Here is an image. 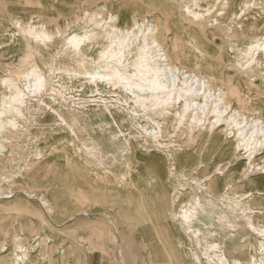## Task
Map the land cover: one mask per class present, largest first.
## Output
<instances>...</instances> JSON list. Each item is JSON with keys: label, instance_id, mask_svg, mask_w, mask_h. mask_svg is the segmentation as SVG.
Returning a JSON list of instances; mask_svg holds the SVG:
<instances>
[{"label": "bare ground", "instance_id": "bare-ground-1", "mask_svg": "<svg viewBox=\"0 0 264 264\" xmlns=\"http://www.w3.org/2000/svg\"><path fill=\"white\" fill-rule=\"evenodd\" d=\"M147 1L150 17L132 11L126 2L115 11L106 12L103 7L105 13H97L81 10L76 0H17L30 16L25 20L11 18L9 11L15 3L0 0L5 9L0 12V39L4 33L9 36L11 25L14 35L23 40V56L27 57L29 49L50 46L54 27L67 48L76 52L71 60L83 66L86 50L102 45L98 59L103 72L86 70V74H99V82L131 96L132 112L141 115V126L157 147H179V156L168 151L169 166L184 176L193 172L199 181H207L205 192L218 198L230 197L241 189V196L258 201L250 210L264 213V81L259 80L256 70L264 67V10L262 15L247 16L254 6L264 7L256 0H215L212 7L222 13L211 14L219 21L211 24L204 13L208 9L201 8L203 0H182L191 22L171 25L168 17L176 13L175 6ZM232 16L237 19L236 27L230 33L222 32ZM250 32L257 34L249 37ZM5 43L0 41V67L9 74L0 72L4 88L0 91V132L15 126L16 118L24 115L26 100L41 94L46 85L37 64L16 72L23 81L22 87L18 85L12 74L14 67L5 65L1 55ZM113 111L104 106L99 114L104 120L110 117L117 126L118 115ZM169 137L172 139L167 140ZM183 147L194 149L185 151ZM2 180H6L5 175H0ZM4 190L0 187V197L11 198ZM45 203L51 212L48 201ZM193 203L196 200L186 202L172 215L197 237L200 231L193 230V217L188 215ZM238 206L234 201L227 205L228 211L220 212V220L235 228V219L241 217L236 214L240 213L245 225L256 230L247 211ZM217 248L216 243L208 246L209 250ZM205 251L207 254V248ZM218 256L217 264L228 263L224 250H219ZM20 260L25 264L28 256L22 254ZM19 261L14 264H22Z\"/></svg>", "mask_w": 264, "mask_h": 264}, {"label": "rangeland", "instance_id": "rangeland-1", "mask_svg": "<svg viewBox=\"0 0 264 264\" xmlns=\"http://www.w3.org/2000/svg\"><path fill=\"white\" fill-rule=\"evenodd\" d=\"M9 1L15 3L12 5L13 11H9L11 18L27 20L30 17L20 9L17 0ZM76 1L81 10L88 12L115 11L120 3L126 2L134 12L149 17L152 14L147 0ZM160 1L175 6L176 13L168 17L171 25L179 21L190 24L182 0ZM214 1L203 0L200 3L203 11L210 9L204 13L211 24L219 22L211 14L222 13L220 9L212 7ZM256 2L264 7V0ZM254 8L247 15L248 18L263 14L264 9ZM1 11L5 12V9L0 7ZM236 22L234 16L228 18L227 26L221 31L230 33L236 27ZM8 30L11 32L9 36L4 33L0 39L6 42L1 55L5 65L14 67L12 74L18 85L22 87L23 81L16 76V72L24 71L33 64H37L46 85L41 94L26 100L24 115L16 118L15 126H7L0 132V175L6 177L0 182V187L11 196L0 197V264H14L22 258V254L28 256V261L32 254H43L45 246L53 239L50 233L53 229L50 215L53 213L46 209V189L49 185H57L63 190L66 180L77 181L82 186L85 183L93 191H99L101 186L111 191H141L152 197L153 203L165 196L173 236L187 264H217L219 250L225 251L229 260L227 264L234 261L239 264H264V213L250 210L258 201L241 196V189L230 197L212 196L205 192L209 188L207 181H199L193 172L184 176L172 169L167 154L170 150L179 156L181 152L176 149L179 147H157L141 126V115L132 112L134 103L131 96L99 82V74L93 77L86 74V70L103 72L98 59L102 45L89 47L84 58L85 65H80L71 60L77 56L76 52L67 48L64 37L56 35L53 27L50 46L40 50L29 49L26 59L23 56L26 53L23 40L19 35H14L15 29L11 25ZM248 34L253 37L257 33ZM256 70L259 80L264 81V67ZM0 72L9 74L2 66ZM1 83L0 91H4ZM104 106L112 111L120 110L117 113L113 111L118 115L117 126L110 117L104 120L100 116L99 109ZM170 139L172 137L167 138ZM183 148L185 151L194 149ZM151 158L153 164L150 163ZM22 198L29 199V202L22 201L24 205L31 203L25 206V211L18 212L16 204L9 205V200L15 199L21 203ZM190 200H196L188 215L193 217V230L200 231L197 235L199 241L179 218L172 215V211L177 212ZM233 201L239 203L237 208L247 211L245 214L250 216L256 230L245 225L246 219L240 213L236 214L241 217L235 219L238 224L235 228L220 220V212L228 211L227 205ZM212 243H216L218 248L209 250L208 246ZM19 262L22 263L21 260Z\"/></svg>", "mask_w": 264, "mask_h": 264}, {"label": "crops", "instance_id": "crops-1", "mask_svg": "<svg viewBox=\"0 0 264 264\" xmlns=\"http://www.w3.org/2000/svg\"><path fill=\"white\" fill-rule=\"evenodd\" d=\"M64 183L63 190L57 185L46 189L53 239L27 264H187L174 239L164 195L153 203L141 191H111L101 185L93 191L85 183ZM25 200L29 202L22 198L7 204L25 211L31 205H24Z\"/></svg>", "mask_w": 264, "mask_h": 264}]
</instances>
